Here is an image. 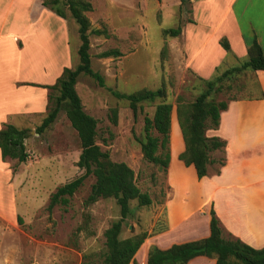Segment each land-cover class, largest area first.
Instances as JSON below:
<instances>
[{
  "label": "rangeland",
  "instance_id": "obj_1",
  "mask_svg": "<svg viewBox=\"0 0 264 264\" xmlns=\"http://www.w3.org/2000/svg\"><path fill=\"white\" fill-rule=\"evenodd\" d=\"M36 2L0 0V76L7 65L9 71L15 67L17 71L6 76L8 82L36 78L22 67L21 54L14 46L12 48L8 37L13 33L21 40H38L39 45L35 46L41 47L43 52L54 48L56 75L65 67L75 68L79 63L77 23L67 10L65 17L58 16L50 8H47L49 13H40ZM91 2L93 9L87 12L90 28L104 29L108 35L90 33L89 36L91 68L103 77L104 86L81 73L75 88L84 111L97 120L96 143L109 151L112 160L126 162L134 170L139 188L148 192L152 199L148 206H139L135 200L130 202V214L123 221L120 237L141 231L151 236L165 226L162 203L168 183L164 171L143 159L138 138L143 135L144 116H152L154 104L160 99L153 103L142 102L141 108L133 113L128 102L116 98L111 91L130 93L144 87L164 86L166 101L173 104L174 115L178 95L193 100L205 89L204 80L185 66L183 56L170 49L167 40H175V37H165L161 32L164 28L182 25L190 16L189 5H184L180 11L178 0ZM30 6L32 11H29ZM15 46H19L18 43ZM109 49H117L121 55L99 56ZM222 70L219 69L218 74ZM39 79L53 80L41 76ZM222 82V91L211 96L217 101L228 100L233 95L240 97L249 91L255 93L259 86L251 71ZM229 84L231 87L227 89ZM21 90L14 93L16 98L22 97ZM7 91L13 93L10 88ZM6 102L0 100V109L10 106ZM113 108L117 110L115 122L111 119ZM41 116L21 113L10 115L7 121L32 131ZM25 147L29 154L25 162L0 158V264H102L103 232L120 213L113 198L98 199L84 208L83 201L94 177L90 175L84 180L66 208L58 204L51 211L47 209L50 195L56 188L81 172L78 163L81 147L64 110L58 112L43 134L28 133ZM213 156L217 160L219 153ZM217 167L215 162L213 169ZM84 212L90 214L88 227L78 230L83 225Z\"/></svg>",
  "mask_w": 264,
  "mask_h": 264
},
{
  "label": "crops",
  "instance_id": "obj_2",
  "mask_svg": "<svg viewBox=\"0 0 264 264\" xmlns=\"http://www.w3.org/2000/svg\"><path fill=\"white\" fill-rule=\"evenodd\" d=\"M37 1L39 12L49 13L41 0ZM32 9L30 6L29 11ZM188 13L180 35L167 42L170 49L183 56L185 66L201 79H210L219 69L240 65L247 59V47L254 40L264 54V0H190ZM8 38L12 48L21 54L22 67L36 78L8 82L6 76L17 71L16 67L9 71L6 66L0 76L3 77L0 100H7L10 106L0 109V129L10 123L7 121L10 115L42 114V120L50 90L39 85L53 84L60 74V71L55 74L54 48L43 52L35 46L39 45L38 40H21L16 33ZM221 38L228 41L230 52L221 46ZM253 73L259 85L257 92L249 91L229 100L220 113L217 128L206 131L207 136H217L225 146L209 153L213 162L207 164V174L201 179L192 165H185L178 158L184 144L176 116L171 114L168 188L162 203L165 226L157 234H148L129 264H146L151 245L166 248L173 243L207 237L211 210L225 236L254 249L264 247V71ZM40 76L53 80L42 81ZM8 88L13 93L9 94ZM19 90L23 95L16 98L14 93ZM215 153H219L217 160ZM215 162L218 167L214 170ZM188 264H215V261L197 256Z\"/></svg>",
  "mask_w": 264,
  "mask_h": 264
},
{
  "label": "trees",
  "instance_id": "obj_3",
  "mask_svg": "<svg viewBox=\"0 0 264 264\" xmlns=\"http://www.w3.org/2000/svg\"><path fill=\"white\" fill-rule=\"evenodd\" d=\"M44 7L50 8L58 16L65 17V10L69 17L78 25L80 45L77 53L79 63L75 68L65 67L62 73L51 85H39L48 88L47 113L41 122L35 127L37 134H43L55 121L58 112L64 110L72 128L76 131L81 153L79 165L81 172L70 181L58 186L50 195L47 206L48 211L55 205L66 208L70 197L84 183V180L92 175L94 182L90 186L88 195L83 201L84 208H88L98 199L113 198L119 206L120 216L104 230L105 251L102 264H129L141 244L148 236L147 231L121 238L122 225L130 214V202L135 200L139 206H148L152 199L148 192L142 191L137 185V176L134 170L124 161H114L108 150H103L96 143L97 120L83 109L75 84L81 73L95 79L100 86H104L103 77L91 68L89 54L90 33L108 36L104 29H91L87 12L93 9L91 0H41ZM189 5L190 0H180L179 9L183 11L184 5ZM63 7V8H62ZM182 25L173 28L162 29L165 37H177L181 33ZM221 46L230 52V46L226 38L220 39ZM165 47V46H164ZM165 49V48H164ZM121 52L117 49H109L101 52L100 57H117ZM245 70L264 71V54L260 45L254 40L247 47V59L238 66H233L218 71L208 80H204L205 89L193 100H186L181 95L176 97L175 116L181 132L184 144L183 151L178 155L185 165H192L198 179L207 174V164L213 162L209 153L215 149H221L225 142L217 136H207L208 129L218 126L221 111L227 108L229 100L238 97L233 95L228 100H215L211 96L215 92L222 91L224 79H233ZM34 85V84H32ZM231 85H226L230 88ZM52 91L54 94H52ZM111 93L118 99H124L135 113L142 102L154 104L151 117L144 116L143 135L138 138L140 151L144 160L156 165L166 173L170 160V124L173 104L166 101L167 92L164 86L157 89L141 88L130 93L112 90ZM262 95L261 91L259 92ZM251 95V94H250ZM249 95V96H250ZM117 110H111V119L116 121ZM29 129L18 128L13 124H5L0 129V155L2 160L6 158L25 162L28 152L25 147V139ZM90 214L83 213V225L78 230L87 229ZM197 256H205L214 259L215 264H264V247L254 249L237 239L224 235L217 218L211 210L209 221V234L207 237L173 243L166 248L151 245L147 250L146 264H188ZM82 264H84L82 262Z\"/></svg>",
  "mask_w": 264,
  "mask_h": 264
},
{
  "label": "water",
  "instance_id": "obj_4",
  "mask_svg": "<svg viewBox=\"0 0 264 264\" xmlns=\"http://www.w3.org/2000/svg\"><path fill=\"white\" fill-rule=\"evenodd\" d=\"M36 134V133H35Z\"/></svg>",
  "mask_w": 264,
  "mask_h": 264
}]
</instances>
